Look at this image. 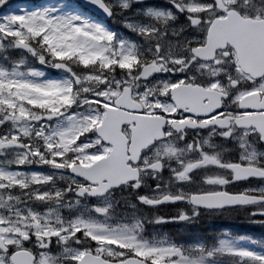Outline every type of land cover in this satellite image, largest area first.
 <instances>
[{
  "label": "snow or ice",
  "instance_id": "obj_1",
  "mask_svg": "<svg viewBox=\"0 0 264 264\" xmlns=\"http://www.w3.org/2000/svg\"><path fill=\"white\" fill-rule=\"evenodd\" d=\"M0 264H264V0H0Z\"/></svg>",
  "mask_w": 264,
  "mask_h": 264
},
{
  "label": "rangeland",
  "instance_id": "obj_2",
  "mask_svg": "<svg viewBox=\"0 0 264 264\" xmlns=\"http://www.w3.org/2000/svg\"><path fill=\"white\" fill-rule=\"evenodd\" d=\"M14 2H16V1H14Z\"/></svg>",
  "mask_w": 264,
  "mask_h": 264
}]
</instances>
